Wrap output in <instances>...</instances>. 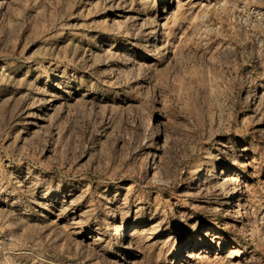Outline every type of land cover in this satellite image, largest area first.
<instances>
[{
  "label": "rangeland",
  "instance_id": "374dc122",
  "mask_svg": "<svg viewBox=\"0 0 264 264\" xmlns=\"http://www.w3.org/2000/svg\"><path fill=\"white\" fill-rule=\"evenodd\" d=\"M0 264H264V0H0Z\"/></svg>",
  "mask_w": 264,
  "mask_h": 264
}]
</instances>
